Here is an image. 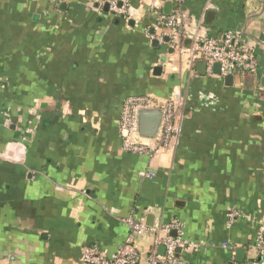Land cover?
Instances as JSON below:
<instances>
[{"label":"crops","instance_id":"0c3cea01","mask_svg":"<svg viewBox=\"0 0 264 264\" xmlns=\"http://www.w3.org/2000/svg\"><path fill=\"white\" fill-rule=\"evenodd\" d=\"M152 4L134 0L125 22L96 0H0V264H85L94 246L113 257L128 244L123 220L131 217L155 228L180 224L199 248L180 249L179 264L257 259L264 0L184 6L190 38L239 30L255 45L260 78L252 86L239 76L228 85L204 62L181 58L154 29ZM176 93L187 100L178 144L154 156L125 152L124 101ZM231 209L241 216L229 225ZM156 236L135 238L139 264L153 250L165 254Z\"/></svg>","mask_w":264,"mask_h":264},{"label":"built area","instance_id":"2783aa9c","mask_svg":"<svg viewBox=\"0 0 264 264\" xmlns=\"http://www.w3.org/2000/svg\"><path fill=\"white\" fill-rule=\"evenodd\" d=\"M134 0H96L101 5H108L109 13L130 21L131 6ZM190 0H153L152 8L156 13V26L154 29L163 31L162 39L167 37L171 49L181 58L189 57L192 63L202 61L206 64L208 72L213 75L216 64L220 65L221 78L253 76L254 82L259 80V63L255 45L244 38V33L231 30L220 38L204 36L201 33H188L184 6ZM157 4H172L174 9L165 13ZM161 39V40H162ZM190 40L189 44L188 42ZM187 100L180 94H174L166 101H160L152 96H132L124 101L121 120L119 124L123 150L127 153L141 156H154L162 153L179 142L184 122V112ZM158 109L161 112V122L154 136L145 137L141 133L140 115L142 112ZM148 178L154 173L149 172ZM241 216L235 209L229 212V225H232ZM130 228L131 235L128 244L120 249L113 257L100 250L90 247L84 250L82 261L85 264H139V252L135 238L152 233L156 236L157 246L165 248V254H158L153 250L148 255L149 264H179L177 252L179 249L197 250L199 245L185 239L181 225L173 223L168 226L148 228L143 218L133 217L123 220ZM176 232V236L172 232ZM230 247L229 244H223ZM258 257L250 264H264V233L257 237L255 246ZM232 264H240L232 261Z\"/></svg>","mask_w":264,"mask_h":264},{"label":"water","instance_id":"95a60500","mask_svg":"<svg viewBox=\"0 0 264 264\" xmlns=\"http://www.w3.org/2000/svg\"><path fill=\"white\" fill-rule=\"evenodd\" d=\"M104 8H105L106 11H108V5H105ZM210 15L211 14H209V16ZM166 40H168V39H166ZM202 66L206 70V64L203 63ZM160 70H161V68H157L156 69V72H158ZM214 70H215V72L217 74H219V72H220V65L219 64H216L214 66ZM243 80H244L245 84H249L250 86H252L253 83H254L253 76H251V75H245V76H243ZM226 83L228 85H233L234 78L233 77H227ZM158 125H159V119H158V122H157V117L155 115H153L151 112L145 111V112H142L141 113V115H140V127H141V133H142V135H144L145 137H152V136H154L155 133H156V131H157V129H158ZM153 217H154V215L151 216V220H153ZM146 225L149 226V228H154L153 222L152 223H146ZM238 253L243 254L244 253V249H240L238 251ZM238 261H241L242 262V257Z\"/></svg>","mask_w":264,"mask_h":264},{"label":"rangeland","instance_id":"374dc122","mask_svg":"<svg viewBox=\"0 0 264 264\" xmlns=\"http://www.w3.org/2000/svg\"><path fill=\"white\" fill-rule=\"evenodd\" d=\"M151 113L157 117V122H158V119L161 118V112H160V110L155 109V110H152Z\"/></svg>","mask_w":264,"mask_h":264}]
</instances>
